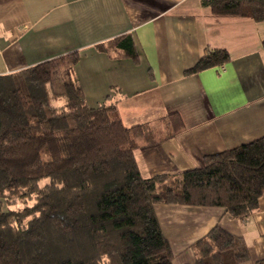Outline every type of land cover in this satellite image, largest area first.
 <instances>
[{"label": "trees", "instance_id": "trees-1", "mask_svg": "<svg viewBox=\"0 0 264 264\" xmlns=\"http://www.w3.org/2000/svg\"><path fill=\"white\" fill-rule=\"evenodd\" d=\"M201 4L216 16L264 20V0ZM109 44L136 57L129 36ZM78 60L70 52L0 75V264H172L154 204L222 207L235 218L257 208L264 135L180 174L143 177L134 151L151 130L125 127L115 105H88L73 77ZM228 61L226 50L207 49L186 73ZM168 123L174 133L182 126L177 112ZM193 250L195 264L249 259L243 239L220 225Z\"/></svg>", "mask_w": 264, "mask_h": 264}, {"label": "crops", "instance_id": "crops-1", "mask_svg": "<svg viewBox=\"0 0 264 264\" xmlns=\"http://www.w3.org/2000/svg\"><path fill=\"white\" fill-rule=\"evenodd\" d=\"M124 36L135 58L109 44ZM263 42L264 20L216 16L201 0H0V75L77 52L73 77L86 103L115 105L125 127L151 130L134 151L143 177L180 174L264 135ZM207 49L226 50L229 61L186 73ZM154 211L172 264H195L193 245L215 225L243 239L241 264L264 259V192L245 218L222 207L156 203Z\"/></svg>", "mask_w": 264, "mask_h": 264}, {"label": "rangeland", "instance_id": "rangeland-1", "mask_svg": "<svg viewBox=\"0 0 264 264\" xmlns=\"http://www.w3.org/2000/svg\"><path fill=\"white\" fill-rule=\"evenodd\" d=\"M67 61L68 60H62V61L58 62L59 66L56 67L58 75L60 74V76H61L62 71H63ZM60 76H59V78H60ZM58 82H60V81H56L55 84L58 85ZM31 203H32V200H30L28 204H31Z\"/></svg>", "mask_w": 264, "mask_h": 264}]
</instances>
